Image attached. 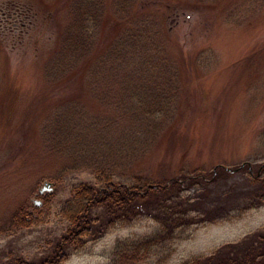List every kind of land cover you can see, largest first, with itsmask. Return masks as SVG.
<instances>
[{"label":"rangeland","instance_id":"rangeland-1","mask_svg":"<svg viewBox=\"0 0 264 264\" xmlns=\"http://www.w3.org/2000/svg\"><path fill=\"white\" fill-rule=\"evenodd\" d=\"M136 83L169 101L153 125L131 99ZM66 112L91 139L114 138L104 174L83 160L104 164L103 150L74 160L46 142ZM262 165L264 0H0V264L209 256L264 232ZM106 180L178 181L184 202L199 209L192 215L208 220L135 255L128 247L160 225L97 209L71 240L63 212L74 189Z\"/></svg>","mask_w":264,"mask_h":264},{"label":"trees","instance_id":"trees-1","mask_svg":"<svg viewBox=\"0 0 264 264\" xmlns=\"http://www.w3.org/2000/svg\"><path fill=\"white\" fill-rule=\"evenodd\" d=\"M118 55H121V52ZM153 88V85L147 83H136L132 86L131 94V99L136 100L138 103L139 111L142 107L148 109L140 117L151 125L158 121L159 116L164 113L168 106L167 102H169L165 96L161 93L158 94ZM76 120L78 118L69 116V112L61 115L53 123L50 132H47L46 142L51 143L57 140L59 142L57 144L58 148L62 146L64 151H70L68 157L74 160L79 151H81L80 154H83L88 153L90 150L95 152L103 150L107 160L104 164H99L96 162L97 160L90 162L88 160L89 155L83 160L88 163L89 170L96 173L98 169L100 174H104L106 170L110 169L108 161L112 160V150L115 149L113 147L114 138L112 135H109L108 138L107 134L98 132L95 138L91 139L88 134H83L85 131L80 129L81 126ZM97 131L100 130L97 129ZM118 141L121 142V139ZM55 149L57 150L56 146ZM99 169H103V172ZM262 170H264V165L260 167L258 174L255 175L256 180L261 179ZM201 181L205 182L204 179ZM182 192V184L175 180L156 184L144 181L132 187L113 184L109 180L105 181L102 188L81 185L74 189L73 199L70 201L72 208L68 205V210L63 212L64 218L72 224L69 237L71 236L70 239L75 240V233L82 226L88 230L90 225L97 221V218H94V212L97 209L117 212V214L122 215L119 218L123 220L127 217L132 219L135 217H151L160 225V233L157 236L145 239L134 247H128L134 248L132 253L135 255L143 252L149 253L151 249L158 247L164 241L181 239L182 229L202 224L205 220H208L202 215H199L200 217L192 215V212H197L199 209L192 208L191 205L193 204L189 202H184ZM94 232L95 229L92 234ZM62 246L65 245H59L58 249ZM120 249L118 247L117 250ZM48 262L46 260L41 264H47ZM183 264H264V232H257L239 243L223 245L209 256L194 258Z\"/></svg>","mask_w":264,"mask_h":264},{"label":"water","instance_id":"water-1","mask_svg":"<svg viewBox=\"0 0 264 264\" xmlns=\"http://www.w3.org/2000/svg\"><path fill=\"white\" fill-rule=\"evenodd\" d=\"M243 167H244V165H243ZM243 167H242V168H243ZM239 170H241V169L234 170V172H238ZM228 171H230V169H228Z\"/></svg>","mask_w":264,"mask_h":264}]
</instances>
